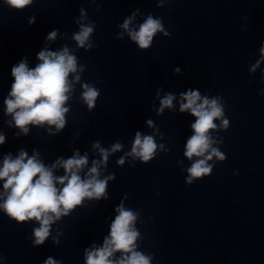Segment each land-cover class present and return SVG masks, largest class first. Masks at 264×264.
<instances>
[{
    "label": "clouds",
    "instance_id": "9594fccd",
    "mask_svg": "<svg viewBox=\"0 0 264 264\" xmlns=\"http://www.w3.org/2000/svg\"><path fill=\"white\" fill-rule=\"evenodd\" d=\"M5 3L15 9H22L32 3V0H5ZM133 17L125 19L121 25L128 31L130 38L135 41L141 49H147L157 32H164L160 19H154L151 15L139 26V30H132L129 25ZM93 32V26H81L79 33L75 34L74 39L80 47H84L90 34ZM56 32L53 31L48 40H54ZM91 47V45H89ZM261 58L264 60V46L260 49ZM38 60L41 61L34 69H29L26 61H21L17 66L11 69L14 77V83L11 86V92L4 101L6 113L11 115L15 126L22 133L27 134L28 125L55 126L59 131L65 126V113L68 108L64 107L69 99L67 95L70 89L68 80L70 73L77 71V61L74 55L69 54L65 47L59 52L42 50L38 53ZM261 61L251 69L255 71ZM175 71L179 72V69ZM75 79L79 81V76ZM84 91L82 98L89 109L95 105L99 91L94 87L85 84L82 86ZM174 96L168 94L161 100V109L171 108ZM180 111H190L196 118L191 125L193 135L188 139L184 155L190 160L193 157L197 159L187 169L189 175L187 183H193V180L208 175L212 171V166L207 161L216 157L220 160L225 159L224 155L216 148L212 147L214 141L210 137V130H215L217 125L214 120L223 116V106L218 98H202L199 91L189 90L181 94ZM229 121L222 120V127H227ZM151 125V121H149ZM5 137L0 135V144H3ZM99 148V144L94 145ZM122 146L115 144L111 151L120 150ZM157 145L152 136L141 137L138 132L130 155L139 157L142 161L148 162L153 158ZM102 162H106L109 151L100 149ZM123 164V159L118 161ZM87 156H80L79 152L67 160H57L52 168L62 167L65 175L54 177L51 169L37 159V155L28 157L23 150L16 158L7 155L3 159V166L0 167V180L3 184L7 197L0 208L11 217L18 221L35 219L40 223V227L34 229L36 237L35 244L42 245L49 236V227L54 219H59L61 215H67L68 211L79 205L84 198H99L105 194L107 177L99 179L98 163L93 161V166L88 171L86 178L82 179L79 173L87 165ZM57 184L63 185L57 188ZM119 213L111 224L110 237L105 238L102 247L90 252H86L87 264H150V257L135 251V241L139 233L134 229L133 224L136 215L125 210L123 206L116 209ZM121 252L123 255L117 260H113L115 252ZM46 264H55L48 259Z\"/></svg>",
    "mask_w": 264,
    "mask_h": 264
}]
</instances>
